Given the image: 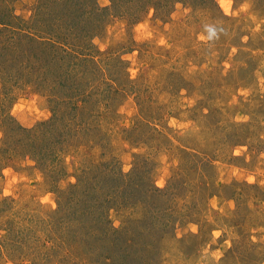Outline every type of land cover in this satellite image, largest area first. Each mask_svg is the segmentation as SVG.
Wrapping results in <instances>:
<instances>
[{
  "label": "rangeland",
  "instance_id": "rangeland-1",
  "mask_svg": "<svg viewBox=\"0 0 264 264\" xmlns=\"http://www.w3.org/2000/svg\"><path fill=\"white\" fill-rule=\"evenodd\" d=\"M155 1L0 0V264H264V0Z\"/></svg>",
  "mask_w": 264,
  "mask_h": 264
},
{
  "label": "trees",
  "instance_id": "trees-1",
  "mask_svg": "<svg viewBox=\"0 0 264 264\" xmlns=\"http://www.w3.org/2000/svg\"><path fill=\"white\" fill-rule=\"evenodd\" d=\"M45 1V0H44ZM47 1H49V0H47ZM60 2H61V5H59L60 7V9L61 8H63V11L66 13V15H67V17L68 16H74V14H73V10L72 9H70V7H71V5L73 4L74 6H72V7H77V6H80V7H82L83 9L84 8H86V9H84V11L83 12H85V14H86V16H88V15H92V14H99V12L101 11V9L99 8V4H98V0H92V1H90V0H88L89 1V3L90 4H87V3H85L83 6H82V0H59ZM112 2H113V6H115L116 5V3H119V5H120V7L121 8H126L125 10L127 11V10H129V8H128V3H127V0H111ZM53 2H54V0H53ZM142 3L144 4V7H143V12L144 13H146V12H149V10H154V11H158V10H160L161 12H165V13H167L169 10H168V7H166V6H164V5H162L161 4V6L160 7H158V5L156 4V1L155 0H142ZM172 3L173 4H171V6H170V8H173V6H175V5H177V4H183V5H191V6H193V7H201V8H204L205 6H209V8L211 9V10H214V8L217 10V5L215 4V2L213 1V0H172ZM134 5V4H133ZM62 6V7H61ZM58 8V9H59ZM76 9V8H75ZM208 9V8H207ZM76 11H80V10H78V9H76ZM54 12L56 13L57 12V8L56 9H54ZM57 14V13H56ZM88 14V15H87ZM80 15H83L82 13L80 14ZM7 17L8 18H11V19H15V17L14 16H12V14H11V12L7 15ZM84 17V16H83ZM47 18H48V15H47ZM55 18V17H54ZM55 19H57V20H60L61 18H55ZM3 26V27H5V30L7 29V27H9V26H11L10 25V21L9 22H6L5 20H0V26ZM17 29V28H16ZM27 34H25V36H26ZM25 36L24 35H22V38H25ZM38 40H40L41 42L40 43H42V39H40V38H37ZM37 40V41H38ZM36 41V42H37ZM21 42H22V40H21ZM38 43V42H37ZM56 45H62L63 46V48H65V45H63V44H59V43H53V45L51 44V48H49V52H45V54H44V52L42 53V52H40L37 56H35V54H30V55H34V56H32L30 59H28L27 58V56L25 57H22L21 59H22V62L20 63L19 62V60L20 59H18V56H16V55H13L14 54V52H13V50L11 51V52H9V53H11L10 54V57L12 56L13 57V59L14 60H12V58H11V64H12V66L13 67H11V70H12V73L13 74H15L16 72L14 71V69H17V70H19V71H22V73H23V70H25V68H24V66H23V64H24V62H23V59H25V58H27L26 60H25V65L27 64L28 66L29 65H32V67L31 68H35L34 69V71L36 72V73H39V72H41V74H40V76L42 75V73L44 72V70H46V69H48L49 68V66H55L56 64H57V59H56V57L55 56H57L59 53H58V51H62L63 52V55L64 54H67V53H73V52H69V50H68V48H65V49H59V48H56L55 46ZM55 47V48H54ZM51 50H57V51H54V52H50ZM48 54H50V55H52V56H54L53 58H49V57H47L48 56ZM70 54V55H71ZM62 55V54H61ZM74 55H76L74 58H73V62L77 65L78 64V60H80V59H84V61L83 62H88L89 60L92 62L93 61V59L92 58H90V56H88V55H84V54H82V53H78V52H76ZM45 56H46V58H45ZM10 57L6 60V63H7V61L8 60H10ZM52 59V60H51ZM59 60V59H58ZM60 61L62 62V64H63V58H62V56H60ZM81 61V60H80ZM47 64H49V65H47ZM80 64H81V62H80ZM19 71H17V72H19ZM31 71V70H30ZM49 71V70H48ZM18 74H20V73H18ZM52 74V73H51ZM53 75V74H52ZM78 77H80V76H78ZM71 74H70V70L69 69H66V68H62V70H59L56 74H54V76H53V78H52V87H56V90L60 93V90H62V88H64V87H66V83H68L67 81H68V79L69 80H71ZM74 78V77H73ZM80 82V81H79ZM81 84H79V86H80ZM82 89V88H81ZM63 93V92H62ZM78 92H75L74 94H70V95H68V96H64V98L62 97L61 98V100H60V102H58L57 104L58 105H60V104H62V105H66V102H67V98H70V99H73V100H75V101H78L79 99H77V96H79V97H81L82 99L83 98H85L87 95L85 94V92H83V93H81V94H77ZM92 95V93H90L89 94V96H91ZM72 105V104H71ZM75 109L76 108H78V106H77V102H76V104L73 106ZM52 125H55V126H53L55 129H58V125H56V124H52ZM22 129V128H21ZM45 145V144H44ZM120 176L121 177H123V175L122 174H120ZM116 194H117V192H116ZM112 196V195H111ZM101 221V220H100ZM105 224H106V222H105ZM107 232V231H106ZM109 239V236H107L106 235V240H108Z\"/></svg>",
  "mask_w": 264,
  "mask_h": 264
}]
</instances>
